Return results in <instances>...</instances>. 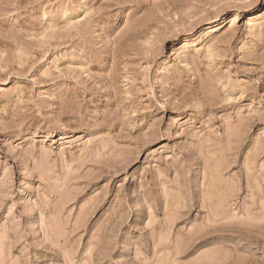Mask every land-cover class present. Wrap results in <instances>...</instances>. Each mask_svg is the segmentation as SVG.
Instances as JSON below:
<instances>
[{"label": "rangeland", "instance_id": "374dc122", "mask_svg": "<svg viewBox=\"0 0 264 264\" xmlns=\"http://www.w3.org/2000/svg\"><path fill=\"white\" fill-rule=\"evenodd\" d=\"M0 264H264V0H0Z\"/></svg>", "mask_w": 264, "mask_h": 264}]
</instances>
